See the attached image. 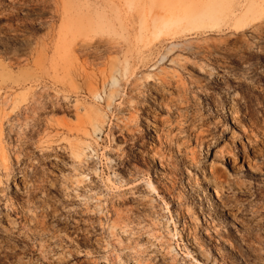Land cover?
<instances>
[{
	"label": "rangeland",
	"instance_id": "1",
	"mask_svg": "<svg viewBox=\"0 0 264 264\" xmlns=\"http://www.w3.org/2000/svg\"><path fill=\"white\" fill-rule=\"evenodd\" d=\"M0 264H264V0H0Z\"/></svg>",
	"mask_w": 264,
	"mask_h": 264
},
{
	"label": "bare ground",
	"instance_id": "2",
	"mask_svg": "<svg viewBox=\"0 0 264 264\" xmlns=\"http://www.w3.org/2000/svg\"><path fill=\"white\" fill-rule=\"evenodd\" d=\"M18 3V2H17ZM19 6H22V5H20V4H18ZM18 9H16L15 7H12V9H11V11H9L10 12V14H8V15H10V16H12V17H14V15L15 14H17V12H19V11H17ZM17 11V12H16ZM43 12H45V9H43L42 10ZM46 13V12H45ZM86 14V13H85ZM86 16H87V14H86ZM6 18H8V16L6 17ZM49 19H50V21L52 22L53 20H54V17L53 16H49ZM43 22H41V24H42ZM43 25V24H42ZM73 26H77L76 24H72V23H70L69 24V31H68V33L67 34H70V36H72V40L70 41V47H72V45H75L74 46V48L75 47H77V50H80V48L82 49V53H84L85 51H84V46L86 47V46H89L90 48L89 49H92V48H94V46H95V48H96V42H91V41H89L90 39H88V42H84V43H81V46H79L78 45V43L79 42H76L75 41V37H76V34H79V32H78V29L76 30V34H75V32L73 33L72 31H71V27H73ZM83 27H85L86 29L87 28H89L90 27V22L88 21V19H86L85 21H84V26ZM77 28V27H76ZM81 33L83 32V31H80ZM90 33V32H89ZM87 38V37H86ZM238 40H239V38H237ZM237 39L236 40H234L235 41V43H236V41H237ZM232 40V39H231ZM228 42V41H227ZM238 42V41H237ZM68 44V45H69ZM66 46V45H65ZM67 47V46H66ZM106 51H108V49L107 48H104V52H106ZM88 52H90V51H87L86 53H85V56L87 55V56H89V53ZM213 74V73H212ZM121 77H122V74H121ZM101 78V80L103 81L102 82V84H105V80H106V76L104 75V74H102V76L100 77ZM88 79V78H87ZM88 82H89V84H92V82L88 79ZM131 91V90H130ZM152 91V90H151Z\"/></svg>",
	"mask_w": 264,
	"mask_h": 264
}]
</instances>
